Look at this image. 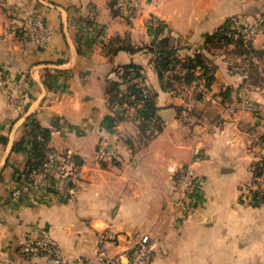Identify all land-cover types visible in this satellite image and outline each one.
<instances>
[{
  "label": "crops",
  "instance_id": "0c3cea01",
  "mask_svg": "<svg viewBox=\"0 0 264 264\" xmlns=\"http://www.w3.org/2000/svg\"><path fill=\"white\" fill-rule=\"evenodd\" d=\"M40 8L44 47L23 33ZM227 21L257 28L250 48L210 38ZM167 50L178 63L160 79L155 61ZM128 63L155 94L162 126L151 137L134 108L112 127L105 120L107 80ZM0 69L29 87L22 114L0 94V264H46L45 253L22 251L42 233L68 258L94 259L102 235L115 255L147 234L153 249L144 264H264V201L243 194L263 146L264 0H0ZM28 117L50 130L48 149L73 157V199L49 190L9 203L26 163L12 148ZM195 143L197 180L182 200L171 165L189 163ZM100 145L114 150L113 162L97 159Z\"/></svg>",
  "mask_w": 264,
  "mask_h": 264
},
{
  "label": "built area",
  "instance_id": "2783aa9c",
  "mask_svg": "<svg viewBox=\"0 0 264 264\" xmlns=\"http://www.w3.org/2000/svg\"><path fill=\"white\" fill-rule=\"evenodd\" d=\"M119 1L123 2L124 0ZM125 3L129 7L135 6L133 2L128 3V1H125ZM152 24H156L155 21H152ZM23 33L27 41L37 47H44L47 44L49 29L44 9H37L24 21ZM224 33L231 41L238 39L249 41L257 35L258 31L255 26H250L243 30L231 22ZM136 81L143 96H149L151 91L143 77H139ZM0 94L12 109L22 114L29 100L28 82L26 79H11L0 69ZM243 105L254 113H258V106L252 101L245 100ZM133 108V106H129L126 103H110V111L113 115L119 114L125 117ZM201 154L200 146L195 143L192 147L193 158L189 163L181 166L171 165L177 176L179 196L182 200L190 198L194 193L197 177L193 163L201 159ZM96 156L100 161L111 163L115 158V152L112 148L100 145ZM257 162L262 166L261 174H253L250 181L243 186V194L252 200L254 199V194L263 195L264 197V145L259 152ZM77 169V165L71 155L58 156L56 152L47 148L41 165L27 176H23L11 188L9 203H16L24 195L33 196L49 190L55 192L63 191L69 199H73L75 193L73 177L76 175ZM104 238L103 235L100 237L94 259L66 257L47 233H42L36 239L27 241L23 245L22 251L32 254L45 253L48 256L46 264H144L149 259L153 249L150 237L147 234H142L130 247L115 255H109L105 249Z\"/></svg>",
  "mask_w": 264,
  "mask_h": 264
},
{
  "label": "trees",
  "instance_id": "16d2710c",
  "mask_svg": "<svg viewBox=\"0 0 264 264\" xmlns=\"http://www.w3.org/2000/svg\"><path fill=\"white\" fill-rule=\"evenodd\" d=\"M109 4L113 7L114 1H110ZM229 22L230 21H227L223 26L218 28L210 38H217V40L222 43L230 42L231 39L226 37L224 33ZM234 42L237 51L242 52L245 51V47L250 48V41L238 39ZM120 48L130 51L133 50L129 47H115L112 49L110 48V51H116ZM177 60L178 59L173 55L172 50L159 53L155 61V68L158 77L162 79L165 71H173L178 63ZM185 67L187 71L184 75V79L190 81L194 77L193 69L195 68V64L192 63L190 59H187ZM114 74L115 78L108 79L106 83V93L110 103H126L129 106H133L135 110L133 118L137 121L140 132L146 137L153 136L160 131L162 120L157 114L155 94L151 92L149 96H143V93L137 84L136 80L139 77H143L142 68L134 63H128L115 68ZM202 75L206 76V84L212 80V76L209 75L206 70L203 71ZM123 118L124 116L122 115L112 114L106 117L105 120L110 121L109 124L112 127ZM27 119L25 121L24 132L20 138L14 142L12 148L14 152H23L26 155V163L23 169L16 171L18 180L23 176H27L41 165L50 136V130L48 128L41 127L33 117H28ZM38 135L40 136L38 137ZM260 140L264 145V133L260 137ZM261 171L262 166L259 162H255L252 165V174H261ZM255 195L256 194H254L255 200L264 201L263 195Z\"/></svg>",
  "mask_w": 264,
  "mask_h": 264
},
{
  "label": "rangeland",
  "instance_id": "374dc122",
  "mask_svg": "<svg viewBox=\"0 0 264 264\" xmlns=\"http://www.w3.org/2000/svg\"><path fill=\"white\" fill-rule=\"evenodd\" d=\"M263 170V169H262ZM262 172V171H261ZM253 175V174H252ZM252 177V176H251Z\"/></svg>",
  "mask_w": 264,
  "mask_h": 264
}]
</instances>
